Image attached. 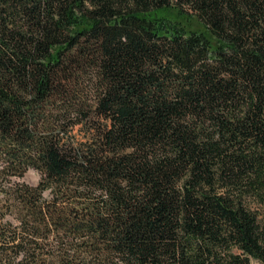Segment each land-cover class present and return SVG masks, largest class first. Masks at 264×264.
I'll return each mask as SVG.
<instances>
[{
	"label": "trees",
	"instance_id": "obj_1",
	"mask_svg": "<svg viewBox=\"0 0 264 264\" xmlns=\"http://www.w3.org/2000/svg\"><path fill=\"white\" fill-rule=\"evenodd\" d=\"M255 257L264 0H0V264Z\"/></svg>",
	"mask_w": 264,
	"mask_h": 264
},
{
	"label": "rangeland",
	"instance_id": "obj_2",
	"mask_svg": "<svg viewBox=\"0 0 264 264\" xmlns=\"http://www.w3.org/2000/svg\"><path fill=\"white\" fill-rule=\"evenodd\" d=\"M27 177L31 180V181H36L38 179V175L35 171H30L27 174ZM250 264H263L258 258H252Z\"/></svg>",
	"mask_w": 264,
	"mask_h": 264
}]
</instances>
